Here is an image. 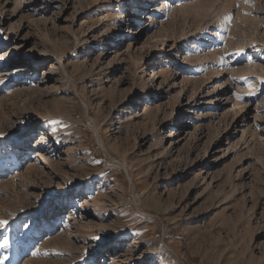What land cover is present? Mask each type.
<instances>
[{
	"label": "rangeland",
	"instance_id": "1",
	"mask_svg": "<svg viewBox=\"0 0 264 264\" xmlns=\"http://www.w3.org/2000/svg\"><path fill=\"white\" fill-rule=\"evenodd\" d=\"M0 134V264H264V0H0Z\"/></svg>",
	"mask_w": 264,
	"mask_h": 264
},
{
	"label": "snow or ice",
	"instance_id": "2",
	"mask_svg": "<svg viewBox=\"0 0 264 264\" xmlns=\"http://www.w3.org/2000/svg\"><path fill=\"white\" fill-rule=\"evenodd\" d=\"M0 135H2V134H0ZM7 224H8L7 220H0V227H6ZM25 227H27V226L25 225ZM94 238L99 239V237H94Z\"/></svg>",
	"mask_w": 264,
	"mask_h": 264
}]
</instances>
